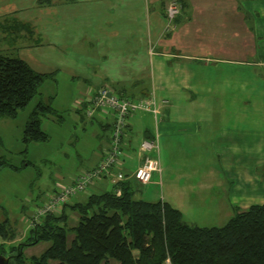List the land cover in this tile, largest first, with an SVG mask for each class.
Masks as SVG:
<instances>
[{"label":"crops","instance_id":"0c3cea01","mask_svg":"<svg viewBox=\"0 0 264 264\" xmlns=\"http://www.w3.org/2000/svg\"><path fill=\"white\" fill-rule=\"evenodd\" d=\"M169 1L0 0V18L31 24L34 37L18 48L20 56L28 61L24 52L31 55L35 67L28 62L38 71L48 64L54 78L65 74L79 83L87 94L80 100L100 87L138 98L155 86L160 113L132 116L124 136L130 156L126 166L141 162L142 153L137 159L130 155L138 134L170 142L189 137L192 144L213 148L218 163L225 164L223 177L231 183L220 192L224 205L235 210L264 203V75L253 70L264 66V59H251L264 57V6L248 9L245 0H179L181 13L170 24ZM202 100L219 102L217 125L209 118L215 109L196 104ZM89 118L111 130L107 118ZM216 159L211 161L214 173ZM102 182L108 184L99 179L91 186ZM107 184L100 192L109 189Z\"/></svg>","mask_w":264,"mask_h":264},{"label":"trees","instance_id":"16d2710c","mask_svg":"<svg viewBox=\"0 0 264 264\" xmlns=\"http://www.w3.org/2000/svg\"><path fill=\"white\" fill-rule=\"evenodd\" d=\"M0 33L17 50L34 37L31 24L16 18L0 19ZM10 50L0 51V118L15 117L39 93L46 79L55 75L36 70ZM52 113L51 104L42 100L36 104L24 129L26 142L48 139L41 122ZM4 164L1 160L0 167ZM140 184L129 178L118 182L116 189L92 192L85 201L68 202L60 213H48L33 226L25 244L21 241L7 248L0 243V252L16 253L20 246L13 264H108L111 260L118 264H163L168 256L172 264H264V203L235 208L221 226L191 225L172 203L137 198ZM69 211L79 213L74 226H68ZM70 232L74 234L71 240ZM16 233L8 219L0 222L1 238L14 239ZM41 240L51 243L39 255L27 258L25 248Z\"/></svg>","mask_w":264,"mask_h":264},{"label":"rangeland","instance_id":"374dc122","mask_svg":"<svg viewBox=\"0 0 264 264\" xmlns=\"http://www.w3.org/2000/svg\"><path fill=\"white\" fill-rule=\"evenodd\" d=\"M242 4L248 9L250 5L263 7L264 0H245ZM248 23L254 25L251 17ZM8 48L11 49L10 54L22 55L16 47L10 46V40L3 39L0 33V51ZM24 55L34 66L35 62L31 55L26 52ZM251 59L261 60L264 57L258 55L252 56ZM39 69L43 72L51 71L48 64ZM253 70L257 72L256 75H264V66L254 67ZM64 75L59 74L53 79H46L39 93L26 107L20 109L15 117L0 118V161L5 162L0 167V222L8 219L17 232L14 239L0 237V243L7 248L30 237L29 224L33 210L46 200L59 183H69L73 176L93 167L110 139V130L102 129L98 120L90 119L84 111L81 113L76 109L78 99L87 94L83 93V86L79 83L73 84ZM154 89L153 85L150 91L154 92ZM40 100L54 108V113L43 116L41 122L48 139L26 142L24 129L31 112ZM218 103L216 100L196 102L201 104L202 108L206 106L211 110L215 109L209 115L214 125L218 124V116L214 115L220 106ZM236 106L239 105L234 102V107ZM141 135L138 134L134 138L135 149L130 154L131 158L135 156L137 159L143 152L140 148ZM158 142L161 173L154 172L149 183L140 184L136 197L171 202L183 212L184 220L191 225H224L235 210L233 206L230 205L229 208L223 204L225 196L220 200V192L226 193V186L231 182L223 177L227 176L228 172L223 167L225 164L218 163L217 157H214L213 148L192 144L194 142L189 137L188 140L175 138L174 142L162 137ZM215 159L217 164L214 165V173L212 168L214 163L211 161L215 162ZM130 162L129 160L128 163ZM134 162L132 164L136 165V160ZM105 183L102 182L101 187L90 186L89 190L76 193L70 199L74 202L85 201L89 193L104 190L107 184ZM208 185L214 186V189L205 190ZM78 219V212L69 211L68 226H74ZM73 236L74 234L70 232L69 240ZM50 243L41 240L28 245L24 251L25 255L27 258L39 255ZM116 263L111 260L108 264ZM51 264L58 262L51 261Z\"/></svg>","mask_w":264,"mask_h":264},{"label":"built area","instance_id":"2783aa9c","mask_svg":"<svg viewBox=\"0 0 264 264\" xmlns=\"http://www.w3.org/2000/svg\"><path fill=\"white\" fill-rule=\"evenodd\" d=\"M181 10L182 5L179 0L168 2L166 17L170 24L173 23ZM162 102H166V100H162ZM76 108L84 111L88 117L100 115L109 120L111 130L108 145L103 150L102 158L95 167L79 172L69 183H59L46 200L33 210L30 217L31 226L40 223L48 213H60L63 205L68 203L73 195L89 190L96 180L107 179L109 189H116L117 183L120 181L135 178L138 182L146 184L152 180L154 172L161 173L158 158V135L142 139L140 148L143 155L139 165L135 168L125 165V161L130 156L124 148V136L132 124V116L136 112H151L154 115L160 113V103L154 92H150L146 96L132 98L112 92L106 87H100L85 99H78ZM163 264H172L171 258L166 257Z\"/></svg>","mask_w":264,"mask_h":264},{"label":"water","instance_id":"95a60500","mask_svg":"<svg viewBox=\"0 0 264 264\" xmlns=\"http://www.w3.org/2000/svg\"><path fill=\"white\" fill-rule=\"evenodd\" d=\"M35 241H37V238H35ZM22 243L25 244L26 242L23 241ZM20 252H21L20 246L16 253L4 254L0 252V264H13L14 256L20 255Z\"/></svg>","mask_w":264,"mask_h":264}]
</instances>
